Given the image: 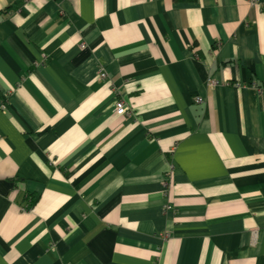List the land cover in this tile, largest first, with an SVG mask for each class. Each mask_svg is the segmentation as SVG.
<instances>
[{
  "label": "crops",
  "instance_id": "obj_1",
  "mask_svg": "<svg viewBox=\"0 0 264 264\" xmlns=\"http://www.w3.org/2000/svg\"><path fill=\"white\" fill-rule=\"evenodd\" d=\"M3 102L0 264H264V0H0Z\"/></svg>",
  "mask_w": 264,
  "mask_h": 264
},
{
  "label": "built area",
  "instance_id": "obj_2",
  "mask_svg": "<svg viewBox=\"0 0 264 264\" xmlns=\"http://www.w3.org/2000/svg\"><path fill=\"white\" fill-rule=\"evenodd\" d=\"M100 77L105 78L106 72L104 70H100L99 72ZM257 91H261L260 88L256 87ZM197 102H201L202 98L201 97H197L196 99ZM113 110L114 113L120 114V115H130L131 113V109L126 105L125 101L123 99H118L114 104H113ZM6 105L5 102H3L2 104H0V109H5ZM163 185L165 187H167L169 185V176L167 175L166 178L163 181Z\"/></svg>",
  "mask_w": 264,
  "mask_h": 264
},
{
  "label": "trees",
  "instance_id": "obj_3",
  "mask_svg": "<svg viewBox=\"0 0 264 264\" xmlns=\"http://www.w3.org/2000/svg\"><path fill=\"white\" fill-rule=\"evenodd\" d=\"M181 1H185V0H181ZM8 8H11V7H8ZM9 10V9H8Z\"/></svg>",
  "mask_w": 264,
  "mask_h": 264
},
{
  "label": "rangeland",
  "instance_id": "obj_4",
  "mask_svg": "<svg viewBox=\"0 0 264 264\" xmlns=\"http://www.w3.org/2000/svg\"><path fill=\"white\" fill-rule=\"evenodd\" d=\"M261 91H262V89H261ZM258 92H260V91H258Z\"/></svg>",
  "mask_w": 264,
  "mask_h": 264
}]
</instances>
